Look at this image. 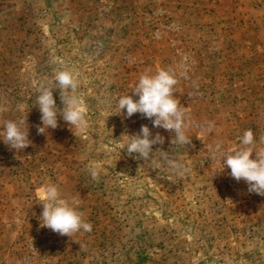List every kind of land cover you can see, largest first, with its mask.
<instances>
[{"label":"rangeland","instance_id":"rangeland-1","mask_svg":"<svg viewBox=\"0 0 264 264\" xmlns=\"http://www.w3.org/2000/svg\"><path fill=\"white\" fill-rule=\"evenodd\" d=\"M162 68L176 73L187 145L138 113L118 115V98ZM54 69L77 75L83 131L58 118L37 134V89ZM26 116V149L0 141V264H264V196L209 158L248 129L264 135V0H0V119ZM141 125L164 137L153 151L186 170L160 152L128 155L124 135ZM46 182L91 232L41 226Z\"/></svg>","mask_w":264,"mask_h":264},{"label":"clouds","instance_id":"clouds-1","mask_svg":"<svg viewBox=\"0 0 264 264\" xmlns=\"http://www.w3.org/2000/svg\"><path fill=\"white\" fill-rule=\"evenodd\" d=\"M53 71L52 83L42 82L37 89L34 103L41 114V124L36 126L37 134H47L49 129H56L58 118H62L71 129L83 131L88 126V118L83 107L82 93L78 91L77 75L71 69ZM177 83L176 73L171 68L159 69L155 74L146 70L132 86V94L120 96L116 101L118 115L131 118L138 113L142 118L150 120L153 128L170 132L174 147L189 144L188 113L174 95ZM54 89L59 90L62 108L57 107ZM208 127L211 129L213 125L209 124ZM124 136L127 137L128 155L136 154L137 158L148 160L154 152H160L172 170H186L171 158V152L160 149L153 151L154 146L163 145L164 137L159 132L153 135L147 125H141L139 132L135 134ZM0 141L16 152L26 149L31 144L27 116L15 120L0 119ZM257 143L264 144V135L257 137L248 129L244 131L238 146L230 151H223L222 144L217 143L209 158L213 161L219 158L222 162L221 171L229 169L228 175L237 182L243 180L249 193L264 196V147H257ZM88 171L93 179L97 178L94 167L89 166ZM39 199L42 206V227L70 238L81 231L91 232L92 225L84 219V213L62 195L58 185L46 182Z\"/></svg>","mask_w":264,"mask_h":264}]
</instances>
